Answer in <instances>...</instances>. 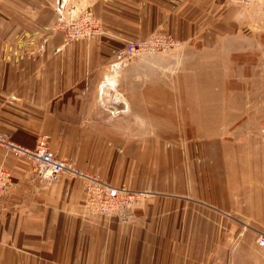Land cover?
<instances>
[{"label": "crops", "instance_id": "crops-1", "mask_svg": "<svg viewBox=\"0 0 264 264\" xmlns=\"http://www.w3.org/2000/svg\"><path fill=\"white\" fill-rule=\"evenodd\" d=\"M64 5L93 11L102 32L66 42L55 28ZM216 6L213 0H0V135L28 148L45 136L49 149L76 168L147 193L120 214H86L81 180L43 181L29 160L0 147V163L12 174L0 199V264H217L218 227L207 224L222 207L194 150L154 132L124 136L121 128L105 135L95 117L71 102L77 85L97 76L114 81L118 102L124 93L130 111L154 109L147 104L155 97L142 99L136 88L122 93L120 67L108 73L115 55L150 32L179 43L199 38L195 33L211 25ZM202 10L209 16L202 18ZM150 124L136 120L135 127Z\"/></svg>", "mask_w": 264, "mask_h": 264}, {"label": "rangeland", "instance_id": "rangeland-1", "mask_svg": "<svg viewBox=\"0 0 264 264\" xmlns=\"http://www.w3.org/2000/svg\"><path fill=\"white\" fill-rule=\"evenodd\" d=\"M213 1L211 25L195 33L201 37L157 53L125 56L108 71L113 75L120 67L122 93L136 88L142 99L155 97L147 104L154 109L130 111L124 93L117 101L114 81L97 76L78 84L71 92L78 98L71 102L84 116L95 117L105 135L119 134L121 128L124 136L154 132L194 150L200 172L211 174L212 193L222 207L207 224L218 227L217 264H264V245L257 240L264 237V0ZM136 120L153 124L135 127ZM106 183L147 196L126 184Z\"/></svg>", "mask_w": 264, "mask_h": 264}, {"label": "built area", "instance_id": "built-area-1", "mask_svg": "<svg viewBox=\"0 0 264 264\" xmlns=\"http://www.w3.org/2000/svg\"><path fill=\"white\" fill-rule=\"evenodd\" d=\"M58 18L56 29H61L66 42L88 40L89 37L102 32V23L93 11H76L73 7L65 10V5L57 9ZM178 42L168 36H160L151 32L143 39L128 40L115 55V62L111 66L119 65L121 58L133 56L138 52L157 53L175 46ZM34 148L13 142L7 136L0 135V147L5 153L23 157L33 164L37 176L48 181L52 176L66 175L81 180L84 184V201L82 208L88 214L110 216L120 214L124 209H130L140 200L142 193L134 192L127 187L108 184L95 175L87 173L69 160L59 158L49 149L45 136L37 138ZM11 187V173L0 164V199ZM258 243L264 245V237H258Z\"/></svg>", "mask_w": 264, "mask_h": 264}, {"label": "bare ground", "instance_id": "bare-ground-1", "mask_svg": "<svg viewBox=\"0 0 264 264\" xmlns=\"http://www.w3.org/2000/svg\"><path fill=\"white\" fill-rule=\"evenodd\" d=\"M109 84V83H108ZM109 86V85H108ZM114 90V89H113ZM120 99L118 98V100L117 101H119Z\"/></svg>", "mask_w": 264, "mask_h": 264}]
</instances>
